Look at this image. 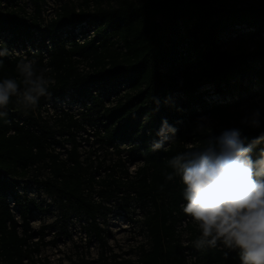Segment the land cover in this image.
Here are the masks:
<instances>
[{
	"label": "trees",
	"instance_id": "obj_1",
	"mask_svg": "<svg viewBox=\"0 0 264 264\" xmlns=\"http://www.w3.org/2000/svg\"><path fill=\"white\" fill-rule=\"evenodd\" d=\"M56 1L54 14L45 18L43 0H0V52L6 50L0 80L13 78L23 87L17 64L27 57L50 81L49 95L34 108L24 109L13 97L0 117V264H36L40 244L55 241H32L29 214L43 207L24 193L27 178L59 208L67 201L63 216L83 215L89 237L101 247L106 246V231L97 221L105 215L102 202L121 199L122 207L137 202L146 242L134 260L120 264H240L236 250L195 246L199 231L183 213L180 176L168 181L166 175L173 173L172 157L226 129L239 128L249 140L264 134V111L251 100L253 87L264 91V0ZM225 35L236 41L234 48L224 47ZM205 84L219 97L233 96L209 101ZM72 106L83 110L80 119ZM48 108L55 124L43 114ZM257 109L259 127L242 123ZM165 120L175 138L165 144L167 151H153ZM85 126L100 145L116 153L121 145L135 151L140 165L132 174L121 164L107 166L106 176L95 178L102 162L84 165L78 151L76 137ZM62 135L67 137L57 138ZM262 148L264 141L255 146L254 160ZM41 167L50 174L44 180L38 179ZM94 185L100 187L98 201L92 198ZM59 234H68L64 223Z\"/></svg>",
	"mask_w": 264,
	"mask_h": 264
},
{
	"label": "clouds",
	"instance_id": "obj_2",
	"mask_svg": "<svg viewBox=\"0 0 264 264\" xmlns=\"http://www.w3.org/2000/svg\"><path fill=\"white\" fill-rule=\"evenodd\" d=\"M6 54L0 52V55ZM34 61L24 57L17 64L22 85L16 79L0 80V117L13 97L24 109L34 108L40 97L49 95L50 81L34 70ZM242 123L260 126V112ZM175 129L167 121L157 132L153 151L164 149L175 138ZM264 134L249 140L239 128L226 129L210 137L200 148L189 146L172 157L168 164L183 184V213L197 226V248H216L218 244L238 251L240 264H264V148L252 157ZM227 255V253H225Z\"/></svg>",
	"mask_w": 264,
	"mask_h": 264
},
{
	"label": "rangeland",
	"instance_id": "obj_3",
	"mask_svg": "<svg viewBox=\"0 0 264 264\" xmlns=\"http://www.w3.org/2000/svg\"><path fill=\"white\" fill-rule=\"evenodd\" d=\"M28 1V0H26ZM135 2H141L143 0H133ZM229 5L239 4H260L261 0H216ZM59 1L56 0H43L42 13L43 17L48 18L54 14L57 9ZM27 10L32 11L33 7L30 2L26 3ZM228 35L224 36V47L234 48L236 41L227 40ZM202 89L206 90V99L209 101L220 99L222 101H228L233 95H226L219 97L218 94L212 93V87L209 84L202 86ZM254 93L251 96V100L259 107L261 111H264V91L258 90L256 87L252 89ZM65 104H68L65 102ZM252 107L248 110L252 111ZM75 117L81 118L80 112L83 110L78 109L75 106L70 108ZM79 113V114H78ZM44 116L48 117L51 114L50 111L44 112ZM52 114L50 122H57ZM58 117V116H57ZM208 124L211 121L205 118ZM85 131L78 133L76 140L80 142L78 151L80 157L83 160L84 165L92 163L91 168L95 166L97 162H102L103 168L99 172L95 173V178L101 179L106 176L108 171L105 167H116L119 164L127 167L128 171L132 174L137 166L140 165V161L136 157V152L129 149L126 145H121V152L116 153L112 147H106L100 145L94 135L93 130L89 126H85ZM67 135L57 136L59 139L66 138ZM88 139V140H85ZM66 148H70L69 144H64ZM60 151H64L63 148H57ZM64 154V153H63ZM90 172V171H89ZM49 171L44 167H41L38 173V179H46L49 176ZM23 191L28 197L34 199L37 203H40L43 209H32L29 214V222L33 232V242H50L53 243L46 245L40 244L39 250L34 254L33 258L37 260L36 264H120L127 259H135L137 256V248L139 244L145 243L146 238L142 231L141 219L143 217L142 210L138 207L137 202L130 200L125 207H122L124 203L121 199H114L112 201L104 200L102 204L106 207L104 210L105 215H98L97 221L99 226L105 229L106 246L101 247L97 240L93 237H89L86 225L87 219L83 215H77L73 212L63 216V212L67 210L68 203H64L62 208L57 206V201L53 197L46 194L43 187L32 178H27L23 183ZM92 198L98 201L100 197L97 195V190L100 188L97 185L93 186ZM17 216V215H16ZM18 220L20 217L18 215ZM65 224V229L68 234H59L58 231L61 228V224ZM197 228V226H195ZM43 238H41V234ZM187 235H190L189 233ZM200 234H198L199 237ZM103 255V258L100 256Z\"/></svg>",
	"mask_w": 264,
	"mask_h": 264
},
{
	"label": "built area",
	"instance_id": "obj_4",
	"mask_svg": "<svg viewBox=\"0 0 264 264\" xmlns=\"http://www.w3.org/2000/svg\"><path fill=\"white\" fill-rule=\"evenodd\" d=\"M61 103V106L65 109V110H67V108H66V104H65V102H60ZM49 109V111L52 113V109L51 108H48ZM71 111V110H70ZM187 261H189L190 259H192V257H189V255H187Z\"/></svg>",
	"mask_w": 264,
	"mask_h": 264
}]
</instances>
